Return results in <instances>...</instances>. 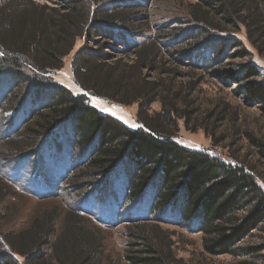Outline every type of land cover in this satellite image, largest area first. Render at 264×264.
Here are the masks:
<instances>
[{
	"label": "trees",
	"instance_id": "trees-1",
	"mask_svg": "<svg viewBox=\"0 0 264 264\" xmlns=\"http://www.w3.org/2000/svg\"><path fill=\"white\" fill-rule=\"evenodd\" d=\"M17 1L0 5V77L6 75L14 84L28 79L27 99L38 109L26 124L24 139L11 140L3 150L17 157L40 154L72 126V141L80 151L87 150L89 157L77 174L86 173L96 184L112 187L114 177L124 172L128 200H141L144 192L153 191L155 210H174L182 223H194L203 234L207 253L235 255L245 238L264 229V178L255 167L188 149L178 144L170 130L172 124L178 127L179 120L195 123L200 111L190 97L198 85L189 82L186 91L176 85L180 67L197 69L199 60L200 66L214 63L220 77L237 80L241 73L245 79L255 75V68L244 66L241 72L226 76L230 70L221 67L220 61L249 53L234 50L239 46L237 40L223 35L221 24L244 26L248 41L264 53V0H195L187 22L198 30L159 25L153 27L154 33L147 29L149 17L143 16L149 0H102L101 13L99 6L94 10L95 0L92 4L90 0H65L63 10L38 7L31 0ZM95 37L104 39L118 59L110 63L106 51H87L84 45L74 61L77 80L95 95L125 105L138 104L143 112L139 117L142 126L137 129L99 113L85 95H74L52 82L49 71L64 66L76 40ZM145 71L160 76L151 79ZM259 85L255 94L264 98V83ZM13 101L22 102L18 97ZM155 101H160L161 110L150 113ZM230 112V105L222 104L199 119L205 125L211 119L224 120ZM253 142L264 159V143L256 138ZM7 185L0 178V206L11 191ZM60 218L61 225L57 215L48 211L29 229L5 235L3 246L9 254L0 249V264H106L100 230L70 209L62 211ZM143 227L138 226L139 233L133 234L137 240L129 243L124 258L130 264H179L171 244L165 238L152 240ZM46 247L51 248L49 253ZM250 249L261 250L259 246Z\"/></svg>",
	"mask_w": 264,
	"mask_h": 264
},
{
	"label": "rangeland",
	"instance_id": "rangeland-1",
	"mask_svg": "<svg viewBox=\"0 0 264 264\" xmlns=\"http://www.w3.org/2000/svg\"><path fill=\"white\" fill-rule=\"evenodd\" d=\"M8 1L10 0H0V5ZM31 1L35 6H46L48 9H61L66 4L65 0ZM90 1L91 4L94 2ZM95 1L98 4L94 5V10L95 6H99L101 13L104 4L102 5V0ZM194 1L149 0V8L143 13V16L149 17L150 25L147 29L152 33L155 32L153 27L159 25H168V28L176 30L195 27L197 29V25L187 22L190 18L189 7ZM17 2L20 4L19 0ZM223 24H221L225 31L223 35L237 40L236 44L239 46L234 50L242 49L249 53L245 57L224 58V61H220V65L223 64L221 67L227 66L230 70L226 76H232L233 72H241L244 66L255 68L256 72L252 73L255 75L245 79L241 73L237 80L220 77L215 72L217 67L214 63L200 66L199 60L196 61L197 69L180 67L176 85H182L184 91L187 90L189 82L198 85L190 96L195 100V105L197 103L200 106L195 119L200 120L199 118L207 112L221 107L222 104H229L231 112L224 120L211 119L206 121L205 125L201 120L199 123L196 120L195 123L189 121L187 124L184 119L179 120L178 127L172 124L170 130L175 132L174 138L178 144L191 150L209 151L228 161L249 163L264 178V159L258 144L253 142L256 138L264 143V98L255 94L260 90L259 84L264 83V53L259 52L248 41L244 26L236 28ZM98 38L89 41L78 38L74 51L65 58L64 66L49 71L52 82L68 89L74 95H85L88 104L99 113L113 117L131 129H137L142 126L139 118L142 110L140 111L138 104L125 105L95 95L84 89L77 80L74 61L76 52L84 45L87 44V51H106L110 63L118 59L116 52L106 45V41L104 39L97 41ZM144 74H149L151 79L160 76V73L152 71L149 73L145 71ZM8 78L6 75L0 77V178L11 189L0 206V249H6L4 250L6 254H9V250L3 246L5 235L29 229L35 219L48 211H53L57 215V221L61 225L62 219L59 220V215L62 211L70 209L83 216L91 227L96 226L100 230L106 264H130L124 255L129 243L137 240L133 234L139 233L138 226H144L145 233L156 242L165 238L166 243L171 244L174 255L180 259L179 264H264V229L245 238L235 255H211L204 251L203 234L197 231L194 223H182L178 212L174 210H155L152 203L153 191L147 195L144 192L142 196L145 197L141 200H128L124 172L114 177L112 187L110 183L96 184L97 180L87 177L86 173L77 174L89 157L87 150L80 151L72 141L74 136L72 126L67 127L65 133L60 134L55 142L51 141L41 152L38 149L40 154L33 152L31 155L17 157L12 155L11 150H3V146L11 144V140L18 142L24 139L26 124L32 119L30 118L32 113L34 115L38 109L32 108V102L27 99V91L30 89L28 79L24 78V81L14 84ZM241 80L244 82H240ZM17 97L21 103L13 101ZM13 103L16 104V108L12 106ZM160 110V101L150 105V113ZM4 148L9 146L6 145ZM261 184L264 186V182ZM156 225L161 229H155ZM55 237L53 236L51 240L53 241ZM257 246L260 251L250 249ZM50 249L46 247L45 250L49 253ZM18 261L22 260L19 258Z\"/></svg>",
	"mask_w": 264,
	"mask_h": 264
},
{
	"label": "snow or ice",
	"instance_id": "snow-or-ice-1",
	"mask_svg": "<svg viewBox=\"0 0 264 264\" xmlns=\"http://www.w3.org/2000/svg\"><path fill=\"white\" fill-rule=\"evenodd\" d=\"M105 111H107V109H105Z\"/></svg>",
	"mask_w": 264,
	"mask_h": 264
}]
</instances>
